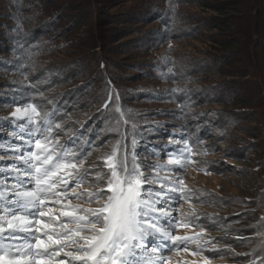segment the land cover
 Returning a JSON list of instances; mask_svg holds the SVG:
<instances>
[{
    "label": "rangeland",
    "instance_id": "rangeland-1",
    "mask_svg": "<svg viewBox=\"0 0 264 264\" xmlns=\"http://www.w3.org/2000/svg\"><path fill=\"white\" fill-rule=\"evenodd\" d=\"M40 1L53 2L52 6L56 5V7L64 6L62 8L65 10L62 12L63 17L59 25L76 23L69 36L62 38V43L69 41V38L71 39L74 35H84L85 29L90 27V22L79 20L78 23L72 16L75 12L88 10L89 7L84 0ZM98 1L100 11L104 14H113L118 9L128 7L138 8L144 1H148L146 5L153 2V0ZM125 1H128V4H125ZM194 1L189 10L190 13H195L204 19L214 16L212 12L200 11L197 3L201 0ZM245 3L241 2V5L245 7ZM42 7L48 9L49 6ZM246 10L239 9L238 14H234L236 16L231 21L235 23V27L241 28L240 26L243 27L248 22ZM49 11H52V8L47 10ZM105 18L104 16L103 19ZM120 21L115 24L109 23L104 27L109 28L105 34L108 47L112 49L114 45L119 46L117 50H114L115 52L110 50L108 57H112L111 60L114 62L115 60L120 62L117 72L121 73L118 77H121V87L126 88L121 95L119 94V99L121 100L120 96H122V102L127 108L123 110V113L128 122L125 123L119 115L105 114L107 113L105 110L101 118L98 116L97 134L93 138L95 141L89 150L91 155L86 157L84 168L88 169L89 165L96 164L97 167L90 168V172L108 174L109 170L104 166L102 158L112 152L111 148L116 141H123L125 137L126 140H132L134 136L138 141L134 149V152L138 153V160L152 161L156 165H163L165 169H172L174 166L168 165L166 153L173 149L161 145H172L176 147L175 149L183 148V144L174 142L180 137L171 134L172 132L183 133V138L188 140L193 146L194 153H197L191 156L196 163L189 164L186 169L178 173L161 170L159 176L182 179L184 185L180 187L186 186L194 193L191 195V204L180 199L173 207L175 220L187 222L189 225L188 227L173 225V234L179 237L187 236L190 239L186 242L187 250L182 246L180 250L168 251L164 256L163 264H205L206 258H208L207 264H264V235L260 234L264 233V145L257 142L264 139L261 133L264 130V120L263 116L254 115L251 107L247 113L239 114L242 112L241 109L246 108L237 105L239 97L244 95L247 99L253 97L254 90L251 82L242 83L243 80L236 76L238 74L230 72L231 67L225 68L223 62L220 66H213L214 68L209 66V69L213 70L204 74H198L195 70L193 63H202L208 68V65L217 63L216 59L220 62V58L217 57L219 54L213 52L212 47L209 46V39L206 38L210 35L220 36L215 31H211L213 26L209 24L206 30H197V33L203 34L196 33L193 39L179 33L175 38L167 37L164 42L157 44L158 30L156 29H160L157 21L146 22V24L125 19ZM176 26L178 25L174 24V27ZM125 27L130 28L128 35L118 36L119 38L115 39V35H121L118 30ZM53 29H55L54 25L44 31L43 36L48 43L55 41L58 37L52 36ZM137 42L146 49L143 51L140 46L141 48L133 51V45ZM92 43H95L94 40ZM127 43L129 47L125 48ZM40 49L42 48H38ZM72 57L74 56L71 52L41 57L40 61L44 62L34 65L28 74L19 77H14L16 75L13 74L14 76L9 79L13 81L16 78V82L27 85L29 91H25L24 96L44 111L49 112L57 102H60L61 108L53 125L58 123L61 128L66 129L64 132L54 129L61 143L65 139L63 136L75 133L80 127L76 121H83L82 113L87 112V109L94 105L100 106L102 102L101 96L95 97V92L93 94L91 92L92 97L91 95L84 97L80 93L77 96L65 94L70 86L84 83L87 77L83 75V72L77 75L75 71L74 74L67 75L71 72L70 67L76 65L75 62H70ZM213 57L215 60L211 61ZM162 59H168L167 63L170 61L171 65L168 63L163 67L160 66V71L155 70L153 64L159 66L163 62ZM243 61L240 58L237 64L234 62V65H236L235 68L243 69L241 73L245 77L248 66ZM152 69L154 72H159V76L149 74ZM141 70L143 73L140 74ZM220 70L223 72H219ZM135 73L136 76L129 77ZM64 77L68 78L64 79ZM62 78L60 83H56ZM24 106L26 104L20 107ZM15 109L16 107L9 108L7 114L11 116ZM19 123H26V121H19ZM251 128L254 131H250ZM6 135L13 138L6 139V145L0 151V168L4 169V172L0 173V178L6 177L4 183L10 186L17 175L10 166L16 164L23 167L22 162L16 160L11 153L15 146L24 145V139H19L12 133H6ZM88 135L89 133H86L85 137ZM119 137L120 140H118ZM198 139L200 143H197ZM152 144L155 145L157 156L148 154L149 152L144 149ZM9 145L13 147L10 148ZM80 146L81 144H78L74 147ZM25 150H27L25 147H21L20 154ZM31 150H35L34 145ZM138 162L141 165H149L148 162ZM203 169L210 174H206ZM145 171L146 175L154 174L151 168ZM93 179V176L88 177L89 181ZM99 183L103 186L105 181ZM152 187L155 188L157 185ZM76 191L83 193L95 191V188L85 183ZM69 199L73 206L80 203L71 195ZM82 206L87 208L96 205L85 203ZM55 207L61 208L62 205ZM61 219L65 218L61 217ZM198 249L200 254L193 255V252ZM32 251L36 252L37 249L33 248ZM48 251L51 252V249ZM147 255L145 253L139 258L142 264ZM70 259L61 253L60 256H52L50 264H55L58 260ZM32 264L36 262L33 261ZM72 264H80V262L73 260ZM157 264H159L158 261Z\"/></svg>",
    "mask_w": 264,
    "mask_h": 264
},
{
    "label": "snow or ice",
    "instance_id": "snow-or-ice-1",
    "mask_svg": "<svg viewBox=\"0 0 264 264\" xmlns=\"http://www.w3.org/2000/svg\"><path fill=\"white\" fill-rule=\"evenodd\" d=\"M112 99L110 96L105 108ZM116 111L127 123L119 106ZM11 116L26 121L16 125L22 135L13 133L24 139V145L15 146L11 153L23 167L10 166L17 173L10 186L4 183L6 177L0 178V264H50L51 257L61 253L71 259L55 264H72L73 260L80 264H142L139 258L145 253L148 255L143 264H163L168 251L180 250L182 246L187 250L190 238L174 235L173 225H189L175 220L173 207L180 199L191 204L194 193L186 186L180 187L184 185L182 179L159 176L161 170L178 173L196 163L191 156L197 153L186 138L174 141L183 144V148L166 153L172 169L141 165L134 151L129 161L128 146L118 141L112 152L102 158L109 173H92L89 169L97 165L84 168L86 157L91 155L86 148L70 150L68 145L59 143L54 129H64L58 123L53 125L50 117L55 116V111L49 113L29 103L17 106ZM33 145L35 150H31ZM136 145L133 136L132 148ZM21 147L27 149L22 154ZM147 168L153 169V176L146 175ZM89 176L94 179L89 181ZM100 181H105L103 186ZM85 183L95 191L77 192ZM70 195L80 203L73 206ZM85 203L96 206L84 208ZM33 248L37 251L33 252ZM199 254V249L193 252Z\"/></svg>",
    "mask_w": 264,
    "mask_h": 264
},
{
    "label": "trees",
    "instance_id": "trees-1",
    "mask_svg": "<svg viewBox=\"0 0 264 264\" xmlns=\"http://www.w3.org/2000/svg\"><path fill=\"white\" fill-rule=\"evenodd\" d=\"M215 1L218 2L215 3ZM84 2L87 7H89L88 10L84 9L75 12L72 16L75 17V20L77 19L76 22L78 23L79 20L90 22V27L85 29L84 35H74L71 39L69 38V41L62 43V38L69 36L70 31L73 29L72 27L76 25V23L73 25H70L72 23L59 25L63 17L62 12L65 10L62 8L63 5L61 7H56V5L52 6L53 2H41L40 0H0V80H2V82H0V143L3 146L6 145V139L13 138V136L7 137L6 133H20V129L16 127L19 121L7 114L8 109L33 103V101L28 100L27 97L24 96V93H26L25 91H29L27 85H21L19 81L16 82V78L13 79V81H9L11 76H14L13 74L16 75L14 77L25 76L28 74V71L34 68V65L36 66V64L44 62L40 61L41 57H51L54 54H69L71 52L74 57H72L70 62L73 61L76 65L70 67L71 72L67 73V75L70 76L71 73L74 74L75 71L77 75L83 72V75L87 77H85L84 83L77 86H70L69 89L65 91V94L68 96H77L79 95L78 93H80L81 96L88 97L91 95V92L92 94L95 92V97L101 96L102 102L100 106L94 105L87 109V112L82 113L83 121H76L80 124L77 131L63 136V138H65L63 143H61L62 141L59 143L61 145H68L70 150H79L84 147L86 151L89 152L95 141L93 138L97 134L96 123L98 121V116L101 118L105 110V112H107L105 114L112 113L113 115H119L121 117V112H117L116 107L119 106L122 112L127 109L122 102V96H120L121 100L115 99L119 97V94L121 95L122 91H124L123 89L126 88L123 86L121 87V77H118L121 73L117 72L120 62L116 60L114 62L111 60L112 57H108L110 50H117L116 48H119V46L114 45L112 49L108 47V40L105 34L109 28L104 27L107 26V24L109 25V23L115 24L121 22L120 20L123 19L130 22L138 21L140 24L157 21L160 26V29H156L158 30L156 35L157 44L164 42L167 37L168 39L175 38L179 33H181V35L186 34L187 38L193 39L196 36L197 30H206L208 24L213 26L211 31H215L220 37H213L210 35L206 38L209 39V46L212 47L213 52L217 55L219 54L217 57L220 58V62L219 59H216L217 63L215 61L216 64L208 65V68L205 67L207 65H203L202 63H193L195 70L198 74H204L213 70L209 69V66H220L221 62H223L222 64L225 68L231 67L230 72L238 74L236 76L240 77V79L243 80L242 83L245 82L244 84L251 82V86L254 90V95L250 99H247L245 95L239 97L240 100L238 103L236 102L237 105L246 108L241 109L242 112H240V110L239 114H244V112L247 113L251 107L254 115L263 116L264 120V0H201L197 3L200 11H209L214 14V16L209 19H204L195 13H190L189 10L195 2L194 0H153L152 4L149 3L147 5L146 3L148 1H144L138 8L135 6L118 9V11L113 14L102 13L98 6V4H100L98 0H84ZM127 2L128 1H125V4H128ZM241 2H246V6L243 7ZM42 6L49 7L47 9ZM51 8L52 11L47 12V10ZM239 9H247L246 13H248V22L245 23L243 27L240 26L241 28L235 27V23L231 21L234 19L233 17L238 14ZM229 14H232V16H229ZM104 16L106 17L105 19H103ZM174 24L178 26L174 27ZM53 25L55 29L52 30V36L55 35V37H58L55 41L48 43V41L44 39L46 37H44L43 34L44 31L48 30V28ZM129 29V27L120 28L118 32L121 33V35H115V39L119 38L118 36H127ZM199 34L203 33L198 32L197 35ZM90 39L94 40L95 43H92ZM128 44L129 43L125 45V48L129 47ZM140 46L141 44L137 42L136 45H133V51L141 47L143 51L146 49L144 46ZM38 48L42 49L38 50ZM238 54L239 57H237ZM240 58H242L244 60L243 62L247 63L248 66L245 77H243L244 75L241 73L243 69L235 68L236 65H234V62L236 63ZM110 60L112 62H110ZM162 60L163 62L159 64V66L153 64L155 70L157 69L160 71V66L163 67L168 63L171 65L170 61L167 63L168 59ZM214 60L215 57H213L211 61ZM154 69H152V72L149 74L159 76V72H154ZM61 70H63V68ZM226 70L229 71V69ZM219 72H223V70ZM139 73L141 74L143 71L141 70ZM136 75L135 73L129 77ZM67 78L68 77H64V79ZM62 80L63 78L57 80L56 83H60ZM110 96L113 99L111 103H108V107L105 108L104 105L108 102ZM60 108L61 104L57 102V104L49 110V113L55 111V116L50 117L53 123L55 118L58 117ZM76 122L75 124H77ZM65 130L66 129L62 132ZM250 131H254V129L251 128ZM86 133H89V135L85 137ZM261 133H263L264 137V130ZM171 134H175L180 138L184 137L183 133L172 132ZM73 140H75V144L72 143ZM118 140H120V137ZM86 142H90V144L86 145ZM117 142L118 141H116L113 146L116 145ZM257 142L262 146L264 145V139H260ZM119 143L128 146V159L131 161L134 151L132 148V140H126L124 138V140L119 141ZM78 144H81V146L74 147ZM161 146L172 149L176 148L168 144ZM154 148L155 145L153 144L144 147V149L149 152L148 154L157 156L158 153ZM2 149L3 147H0V151H2ZM111 149H113V147ZM118 155L122 157L123 152L118 153ZM148 164L156 165L152 163V161H149ZM153 175L154 174L149 176ZM165 183H167V181H165Z\"/></svg>",
    "mask_w": 264,
    "mask_h": 264
}]
</instances>
